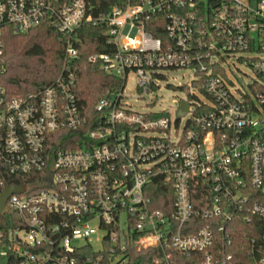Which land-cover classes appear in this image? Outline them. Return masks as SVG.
<instances>
[{
    "label": "built area",
    "instance_id": "1",
    "mask_svg": "<svg viewBox=\"0 0 264 264\" xmlns=\"http://www.w3.org/2000/svg\"><path fill=\"white\" fill-rule=\"evenodd\" d=\"M43 23L65 39L58 76L5 87L7 34ZM86 23L111 47L89 61L121 83L93 118L75 93ZM233 57L253 71L247 82ZM180 69L203 96L189 92L173 134L176 111L138 112L125 90L131 73L144 96ZM155 179L166 209L153 206ZM9 185L24 189L0 210L7 264H264V0H120L100 15L87 0H0V196ZM239 223L261 232L241 243L249 262L230 250Z\"/></svg>",
    "mask_w": 264,
    "mask_h": 264
},
{
    "label": "trees",
    "instance_id": "2",
    "mask_svg": "<svg viewBox=\"0 0 264 264\" xmlns=\"http://www.w3.org/2000/svg\"><path fill=\"white\" fill-rule=\"evenodd\" d=\"M87 1L94 15L104 14L114 4L120 2V0ZM149 29L157 37H166L164 31L159 27L149 26ZM77 35L79 36L77 42L79 57L76 59L77 84L75 93L85 116L93 118L96 117L95 106L99 100L105 97L109 90L121 83L117 78L107 74L99 63H91L88 59L92 54L111 51V47L105 42L104 36L99 31V27L86 23L79 29ZM6 39L4 56L6 72L1 78L5 87L18 92L37 91L50 84L58 76L62 69L65 39L50 24L43 23L24 35L9 33ZM179 88L183 89L184 87L179 86ZM161 115L156 114V116ZM17 179L11 181H19ZM150 197L153 206L158 209H166V205L172 199L165 184L157 181V179L153 182ZM235 231V245L233 244L230 250L239 259L249 262V253L247 250L241 249V243L249 244V240L254 236L258 243L261 242V232L258 233L243 223H239ZM245 234H247L246 237ZM138 254L141 257L143 253ZM149 261L148 259V263ZM180 261L189 263L192 258L181 256ZM241 264L244 263L241 262Z\"/></svg>",
    "mask_w": 264,
    "mask_h": 264
},
{
    "label": "rangeland",
    "instance_id": "3",
    "mask_svg": "<svg viewBox=\"0 0 264 264\" xmlns=\"http://www.w3.org/2000/svg\"><path fill=\"white\" fill-rule=\"evenodd\" d=\"M231 70L235 71L239 79L243 82H247L254 76L250 67L245 65L233 57L231 59ZM235 66H234V65ZM194 79L193 71L191 69H180L168 73V79L160 81V88L152 93L142 96L137 90V77L131 73L126 85L125 95L126 100L131 104L138 112H148L149 110L166 111L174 115L176 108L178 107L177 101L187 97V94L195 93L197 96L202 97V93L192 84ZM184 88L181 89L179 86ZM190 115L183 116L180 120L178 128H175V123L172 126V132L176 131L181 133L185 128L186 123ZM7 258L0 257V264H7Z\"/></svg>",
    "mask_w": 264,
    "mask_h": 264
},
{
    "label": "water",
    "instance_id": "4",
    "mask_svg": "<svg viewBox=\"0 0 264 264\" xmlns=\"http://www.w3.org/2000/svg\"><path fill=\"white\" fill-rule=\"evenodd\" d=\"M13 83H16V81H13ZM192 99V95L189 93L187 94L186 99H182L177 110H176V119L179 120L181 117L186 115V113L189 110L190 106V101ZM24 187L19 186V185H9L4 188L3 193L0 196V210L4 208L5 202L7 198L12 194V193H19L23 191Z\"/></svg>",
    "mask_w": 264,
    "mask_h": 264
}]
</instances>
